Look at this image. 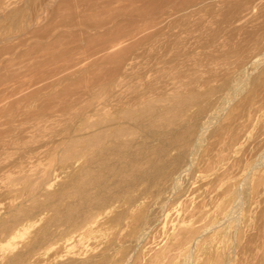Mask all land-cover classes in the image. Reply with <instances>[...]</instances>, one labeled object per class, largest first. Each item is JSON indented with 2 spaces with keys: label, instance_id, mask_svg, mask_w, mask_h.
Instances as JSON below:
<instances>
[{
  "label": "rangeland",
  "instance_id": "1",
  "mask_svg": "<svg viewBox=\"0 0 264 264\" xmlns=\"http://www.w3.org/2000/svg\"><path fill=\"white\" fill-rule=\"evenodd\" d=\"M6 1L7 6H0V264H10L18 255L22 259L19 264H182L186 245L196 246L199 261L194 264H227L225 260L229 259L231 264H264V166L254 171L246 198L242 187L243 174L254 162L249 159H255L263 150L257 143L264 134L258 138V121L240 127L237 108L222 119L224 129H231L229 134L221 139L210 134L205 137L207 142L198 156L196 152L197 159L194 155L195 168L187 173L181 191L169 202L163 200L164 196L158 199L157 189L149 191L146 184L131 194L122 191L116 183L127 181L126 174L116 177L111 187L96 189L98 181H108L114 170L126 166L128 157L138 152L137 143L153 140L151 132L155 135V131L187 121L185 100L193 99L191 94L196 88L203 94L236 77L238 52L252 48L253 39L264 45V15L254 18L252 14L238 25L225 23L222 5L207 4L206 8L196 6L189 12L173 10L174 17H167L170 20L159 28V24L151 26L157 16L153 15L157 0L150 4L142 0H44L48 3L45 9L43 0ZM158 1L178 2L176 6L191 2ZM127 5L143 7L141 15L146 14L139 17L142 22L146 19L144 31L150 30L153 38L142 43L134 39L140 45L113 61L85 66L80 71L70 69L76 73L66 72L70 68L66 66L74 68L78 60L98 51L101 42L103 46L134 44L132 40L124 44L125 39L120 37L129 26L117 29L119 33L113 30L114 19L132 17H122L111 9ZM35 15L38 18L30 22ZM111 27L113 32L106 33ZM98 31L103 36L95 39ZM224 51L230 56L233 53L234 58L226 59ZM208 96L218 98L214 92ZM236 106L237 101L232 109ZM250 131L255 134L249 135ZM119 141L126 146L118 147ZM113 142H117L115 146ZM183 183L186 188L182 189ZM86 195L93 198L84 208L79 200ZM104 195L112 200L98 204ZM139 197L142 203L130 211V203ZM165 201L168 203L164 207ZM233 209L239 213V224L224 220ZM122 214L125 217L117 221ZM74 216L79 218L72 221ZM140 216L152 218L148 233L143 231L142 222L137 223ZM250 219L255 225L249 227ZM218 222L197 243L199 234ZM246 228L259 229L251 236V229ZM142 231L147 234L144 236Z\"/></svg>",
  "mask_w": 264,
  "mask_h": 264
},
{
  "label": "bare ground",
  "instance_id": "2",
  "mask_svg": "<svg viewBox=\"0 0 264 264\" xmlns=\"http://www.w3.org/2000/svg\"><path fill=\"white\" fill-rule=\"evenodd\" d=\"M48 1V0H46ZM45 1V2H46ZM115 1V0H114ZM121 1V0H120ZM126 1V0H124ZM153 0H142L143 4L145 3H148L150 4ZM166 1V0H165ZM191 1V2H190ZM189 4L187 5L186 2H188V0L184 1L186 3V5H180V6H176L178 2H174V1H169L165 4H162V3H159V1H155L157 2L158 6L156 7V10L155 12L153 13V15H157L154 22L151 21V26L155 25L157 26L158 24V27L161 28L160 25L164 24V21L165 20H170V18L167 19V17H170L172 16L171 18H173L174 14L172 15L171 12L174 11V13H176V11H178L177 13H183V12H189V10H191L192 8L196 7V6H203L204 8L208 7L207 4H218V5H222V9H225L224 11V14L223 15V21L226 23V22H230V23H235V24H239L241 22H243L248 16L252 15L253 14V17H257L258 15L262 14L264 15V0H190ZM43 0L42 2V8H46V4ZM51 2V0H50ZM107 2V1H106ZM111 2H113L111 0ZM111 2H109L110 4H112ZM161 2V1H160ZM114 3V2H113ZM122 3V2H121ZM134 3H136L134 1ZM183 3V1H182ZM183 3V4H185ZM8 4V1L6 0H0V6H7ZM96 4V3H95ZM108 4V3H107ZM106 4V5H107ZM108 5V6H111V5ZM115 4H118L115 2ZM123 5V4H122ZM102 6V5H101ZM104 6V5H103ZM121 6V5H120ZM48 7V6H47ZM96 7H97V4H96ZM105 7V6H104ZM107 7V6H106ZM113 7V6H112ZM118 7V6H116ZM109 8V7H108ZM114 8V7H113ZM121 8V7H119ZM141 8L143 7H139V8H129L128 5L127 7H123V9H111L112 11L113 10H116L118 11L117 15H121L122 17L124 16H131L132 19H128L127 17L125 18H122L121 19H114L115 21L114 22V29H116L115 31H117V29L119 28H123V26H129V28L127 30L129 31H125L124 34H122V39H125L124 40V44L127 42H129L130 40H132V42L134 41V44L133 45H130V46H127V44L125 47L123 44V46H118V44H114V45H109L108 46L106 45H102V44H105L103 42L99 43L101 44L100 49L98 51H96L93 55H91L88 59L84 58L83 60H78L75 65H74V68L72 69L71 66L72 65H68L66 67H70L68 68L67 70L65 69V71L67 72L68 70H78L80 71V69L82 70L83 67L85 66H94V65H98L102 62V64H104V62H109V61H113L116 57L118 56H121L124 54L125 51L127 50H132L134 48H136V44L138 43H142L143 40H148L149 38H153V36H151L150 34V30L148 31H144V29L146 30V24L144 23V20L142 22L141 18L140 17H143L144 13L146 14V11L144 13H142L143 15H141V12H143L144 10H141ZM148 8V7H147ZM0 9H2L0 7ZM195 9V8H194ZM5 10V9H4ZM42 10V9H41ZM146 10V9H145ZM110 11V10H109ZM150 11V10H149ZM199 11V10H198ZM223 11V10H222ZM254 11L256 12V15L254 16ZM115 12V11H113ZM221 12V11H220ZM116 13V12H115ZM148 13V12H147ZM112 14V13H111ZM109 14V15H111ZM114 14V13H113ZM134 14H137V16H134ZM108 15V16H109ZM116 17H121V16H117ZM152 15V14H151ZM180 15V14H177V16ZM113 16V15H112ZM134 16V17H133ZM140 16V17H139ZM148 16V14L146 15ZM175 15V17H177ZM136 17H138L136 19ZM38 18L37 15H35L31 20L30 22H35V20ZM144 18V17H143ZM147 18V17H146ZM109 19V18H107ZM148 19V18H147ZM110 21V20H109ZM104 22V21H103ZM146 22V21H145ZM150 22V20H149ZM167 22V21H165ZM217 22V21H216ZM105 23V22H104ZM106 23H108V21H106ZM217 23H220V22H217ZM110 24V23H108ZM128 24V25H127ZM143 24V25H142ZM145 24V25H144ZM148 24V22H147ZM107 25V24H106ZM149 25V26H150ZM93 26V25H92ZM90 26V27H92ZM99 26V23L97 25V28ZM103 26V25H102ZM164 26V25H163ZM96 27V26H95ZM88 28V27H87ZM86 28V29H87ZM102 28V27H101ZM148 28V27H147ZM153 29H157V27H152ZM219 28V27H218ZM89 29V28H88ZM91 29V28H90ZM99 29H100V26H99ZM154 29V30H155ZM97 30V29H96ZM112 30V27L111 29H109L108 31L106 30V33L107 32H113L111 31ZM217 30V29H216ZM222 30V29H221ZM160 31V30H159ZM35 32V31H34ZM99 32V31H98ZM97 32V36L95 37V39H98L100 37H102L103 35H100V32L98 33ZM149 34H148V33ZM215 32V31H214ZM219 32V31H218ZM89 33V32H88ZM119 33V32H118ZM143 33V35H142ZM146 33V35H144ZM102 34V33H101ZM111 34V33H110ZM155 34V33H154ZM29 35V33H28ZM31 37H32V34L30 33ZM113 35V34H111ZM214 35V34H213ZM34 36V35H33ZM29 36H27L28 38ZM89 37V35L87 36ZM124 37V38H123ZM218 37V36H217ZM26 38V39H27ZM119 38V37H118ZM134 39H140V41H135ZM228 39V38H227ZM24 40V39H22ZM26 41V40H25ZM24 41V42H25ZM98 42H100L99 40H95ZM103 41V40H102ZM120 41V39H119ZM224 41V40H223ZM226 41V40H225ZM135 42H138V43H135ZM218 42V41H217ZM23 43V42H22ZM119 45H120V42H118ZM123 43V42H122ZM210 43V41H209ZM97 44V45H99ZM226 44V43H225ZM117 45V46H115ZM140 45V44H138ZM208 45V44H207ZM219 46V45H218ZM35 47V46H34ZM139 47V46H138ZM38 48V47H37ZM35 49V48H34ZM215 49H213L212 51H214ZM220 50V49H219ZM218 51V50H217ZM225 52V51H224ZM128 53V51H127ZM223 54V53H222ZM220 54V56L222 55ZM238 55H239V60L237 61V64L239 66L238 68V72H236V77H232V80H226L224 81L219 87H217L216 89H213V90H208L207 92L205 93H198L196 92L197 91V84L195 83V88L196 90L193 91V94L192 97L193 99H186L185 100V106H186V110H185V113H184V116L186 115L188 118H187V121H185V123H178L175 127L173 128H169V129H165L164 131H155V135L151 132V134L153 135V140L152 141H149V142H142L140 145L139 143L138 146H137V150L138 152L134 153L131 157H128V162L126 163V166H123V167H118L116 170H114V173L111 174L112 176L107 180H104V181H98L97 182V187L96 189H100L102 188V186H109L111 187L112 185H114L116 182V177H118L120 174H126L129 178L127 181L123 180V182H117L116 184H118V187L122 190V191H126L128 194H131L135 188L141 186V185H144L146 184L147 185V190H153L154 188L157 189V196L159 197L158 199L163 198V200H170L172 195L173 194H176L179 192V190L181 191V183L183 181V179H186L184 177H186L187 173H190V170L191 168H195L194 164H193V161L194 163H197L195 162V160L197 159V156H198V151L202 148H204V144L203 143H206L207 140L205 141V137L207 135H211L213 138L216 137V138H223L226 134H229V132L231 131V129L229 128H225L223 127V124H222V119L229 113L231 114L232 112H234V110L237 108L240 110V116L238 117V121H239V126L243 127L245 125L246 122H249V121H258L257 122V128H259V132L257 133L258 135V138L260 139L261 138V135L264 134V45L261 44L260 42L256 41L255 39H253L252 41V48H246L245 50H242V52H238ZM214 56V55H212ZM224 56L226 57V59H230V58H234V54L232 53V56H230L229 53L225 52L224 53ZM222 56V57H224ZM211 57V56H210ZM219 57V55H218ZM122 58V57H120ZM220 58V57H219ZM218 58V59H219ZM123 59V58H122ZM121 59V60H122ZM125 59V58H124ZM209 59V58H208ZM207 59V60H208ZM211 59V58H210ZM209 59V61H210ZM213 59V58H212ZM215 59V58H214ZM90 60V61H88ZM220 60V59H219ZM231 60V59H230ZM226 61V60H225ZM126 62V61H125ZM124 62V63H125ZM120 65L122 64L121 62H119ZM210 63V62H208ZM118 64V63H117ZM117 64H115L117 66ZM231 64V63H230ZM123 65V64H122ZM210 65V64H209ZM119 66V65H118ZM117 66V67H118ZM212 66V65H211ZM125 67V66H124ZM210 67V66H209ZM208 67V68H209ZM226 67V66H225ZM224 67V68H225ZM76 68V69H75ZM123 68V67H122ZM230 68V67H229ZM63 69V70H64ZM121 69V68H120ZM195 69V68H194ZM222 69V67H221ZM226 70H228L227 68H225ZM70 72H75L76 71H71ZM119 70V68H118ZM123 70V69H122ZM196 70V69H195ZM208 70V69H207ZM209 70H211L209 68ZM79 71H77V73H79ZM117 71V69L115 70ZM222 71H224L222 69ZM217 72V71H216ZM219 72V71H218ZM74 73V74H75ZM209 73V72H208ZM220 73H222L220 71ZM219 73V74H220ZM226 73V72H224ZM230 73V72H229ZM214 74V73H212ZM228 74V73H227ZM223 75V74H222ZM220 74V76H222ZM115 76V74H114ZM217 76V74L215 75V77ZM212 79V75L210 76ZM214 77V78H215ZM219 77V76H218ZM99 78V77H98ZM106 77H103V81H105ZM196 78V77H195ZM194 80H198V78H196ZM234 78V79H233ZM193 79V78H192ZM209 79V78H208ZM209 79V80H210ZM107 80V78H106ZM112 80V79H111ZM194 80H192V82H194ZM196 80V82H198ZM200 80V79H199ZM108 81V80H107ZM110 81V80H109ZM106 82V81H105ZM201 82V81H200ZM207 82V81H206ZM199 83V82H198ZM106 85H109V82H106L105 83ZM111 84V83H110ZM113 84V83H112ZM194 84V83H193ZM202 82H201V86H202ZM206 83L203 85L205 86ZM193 86V85H192ZM200 86V87H201ZM31 87V86H30ZM116 87V86H115ZM208 87V86H207ZM189 88V87H188ZM190 89V88H189ZM193 89V88H192ZM191 89V90H192ZM199 89V88H198ZM205 89V88H204ZM35 91H37L36 89H34ZM187 92L190 93V90ZM195 92H196V95H195ZM216 93L218 94V98L215 100V99H211L210 96H208V94L210 93ZM32 95V94H31ZM34 95V94H33ZM114 96V94H113ZM110 98V97H109ZM236 101L238 102V106L234 107V109H232V107L234 106V104L236 103ZM108 102V101H107ZM101 106V105H100ZM103 106H106V105H103ZM6 111V109H5ZM179 122V121H178ZM225 125V124H224ZM258 125H260L258 127ZM254 126V127H255ZM253 127V128H254ZM250 128V127H249ZM256 128V129H257ZM246 130V129H245ZM249 130V129H248ZM234 131V129H233ZM247 131V130H246ZM254 131V130H253ZM253 131H250V134L251 136H253L251 134V132L253 133ZM235 132V131H234ZM257 132V130H256ZM248 136V134H247ZM231 137V136H230ZM250 139V136H248ZM208 138V137H207ZM212 138V139H213ZM247 138V137H246ZM211 139V140H212ZM227 139V138H226ZM263 140H260L257 144L261 147H263V150L260 152V153H257V155L255 156V159H249L251 160L250 162H253L251 163V165L249 164L250 169L249 167L247 169H249L248 173L246 174H243V177H242V187L244 189V192L246 196L248 195V193H250V186H251V183H252V180L254 179V171L257 170L258 168L264 166V138H262ZM210 140V139H209ZM251 140V139H250ZM229 141V140H228ZM227 141V143H228ZM245 141V139H244ZM215 142V141H214ZM250 142V141H249ZM114 143V146H115V143L117 142H113ZM226 143V142H225ZM251 143V142H250ZM118 147H125L126 144L123 142V141H119L118 143ZM253 144V142L251 143V145ZM256 144V142H255ZM227 146V144H225ZM224 145V148H226ZM207 145H205L206 147ZM255 147V145H253ZM214 147V145H213ZM258 147V146H257ZM256 147V148H257ZM208 148V147H207ZM206 148V149H207ZM222 148V146H221ZM253 148V147H252ZM212 149L211 148V153H212ZM204 150V149H203ZM215 150V149H214ZM259 150H261L259 148ZM255 151V150H254ZM257 151V149H256ZM113 152V151H112ZM197 152V156L195 155ZM201 152V151H200ZM203 152V151H202ZM210 152V150H209ZM220 152V151H219ZM258 152V151H257ZM143 154V156L141 154ZM215 153V152H214ZM213 153V154H214ZM196 156V159L194 158ZM212 155V154H211ZM250 156V155H249ZM210 157V156H209ZM208 157V158H209ZM252 157V156H251ZM195 159V160H193ZM203 159H201L202 161ZM207 160V159H206ZM197 161V160H196ZM204 162V161H203ZM249 162V163H250ZM194 165V166H193ZM202 167V166H201ZM263 168V167H262ZM246 169V170H247ZM196 170V169H195ZM195 170H192V171H195ZM202 170V168H201ZM259 170V169H258ZM191 171V173H192ZM198 171V170H197ZM245 171V170H244ZM261 171V169H260ZM259 171V172H260ZM256 172V171H255ZM195 173V172H194ZM192 173V177L193 174ZM245 173V172H244ZM258 173V172H257ZM221 174V173H219ZM218 174V175H219ZM228 174V173H227ZM189 175V174H188ZM224 175V174H223ZM256 175V174H255ZM220 176V175H219ZM218 176V177H219ZM203 177V176H201ZM195 178V177H194ZM227 178V177H226ZM224 178V179H226ZM127 179V178H126ZM189 181L190 179L187 178ZM215 179V178H213ZM187 180V181H188ZM192 180V179H191ZM205 180V179H204ZM203 180V181H204ZM197 181V180H196ZM200 181V180H199ZM217 181V179L215 180ZM185 182V181H184ZM192 182V181H191ZM190 182V183H191ZM198 182V181H197ZM196 182V183H197ZM222 182V181H221ZM220 182V183H221ZM194 183V182H193ZM224 184V182H223ZM184 185V183H183ZM205 185V184H203ZM214 185V184H213ZM186 185H184V187L182 186V189L183 188H186L185 187ZM206 186V185H205ZM191 187V186H190ZM202 188H204V186H201ZM214 187V186H213ZM263 187V186H262ZM91 187H89V190H90ZM189 188V186H188ZM212 188V187H211ZM85 189V188H84ZM94 189V188H93ZM140 189V187H139ZM192 189V188H191ZM120 190V191H121ZM189 190V189H187ZM261 190V189H259ZM101 191V190H100ZM140 191V190H139ZM207 191V190H206ZM205 191V192H206ZM85 192V191H84ZM103 192V191H102ZM106 192V191H105ZM118 192V191H117ZM145 192V191H144ZM113 193V192H112ZM208 193V191H207ZM212 193V192H211ZM259 193V191H258ZM101 194V193H100ZM138 194V193H137ZM145 194V193H144ZM206 194V193H205ZM204 194V196H205ZM244 194V193H243ZM264 194V193H262ZM85 195V194H84ZM221 193L218 195L220 196ZM155 196V195H154ZM162 196V197H160ZM211 197V195H209ZM250 196V195H249ZM260 196V195H259ZM258 196V197H259ZM113 197V196H112ZM134 197V196H133ZM243 197V196H242ZM248 197V196H247ZM261 197V196H260ZM92 198L91 196H88L86 195L85 197H82L81 200V206H83L84 208L85 207H88L89 203H92ZM122 200L124 197H121ZM208 198V196H207ZM244 198V199H245ZM142 199V197L140 198H136V199H133L132 203H130V207H129V210L132 211L131 209H133L135 207V205L138 207L140 203V200ZM157 199V198H156ZM157 199V200H158ZM210 199V198H208ZM257 199V198H256ZM259 199V198H258ZM112 198L111 196L107 195V196H103V197H99V201L98 204H104L106 205L107 202L111 201ZM154 200V199H153ZM155 200L158 204V201ZM161 200V199H160ZM248 200V199H247ZM117 201V200H116ZM115 201V202H116ZM124 201V200H123ZM142 201V200H141ZM213 201V200H212ZM250 201V200H249ZM256 201V200H255ZM97 202V201H96ZM114 202V201H113ZM122 202V201H121ZM154 202V201H153ZM156 202H154L156 204ZM160 202V201H159ZM164 202V201H163ZM169 202V201H168ZM167 202V203H168ZM120 203V201H119ZM119 203L116 205L118 206ZM139 203V204H138ZM153 203V204H154ZM166 203V201H165ZM164 203V204H165ZM167 203L164 205V207L167 205ZM115 204V203H114ZM138 204V205H137ZM152 204V205H153ZM154 204V206H155ZM157 204H156V207L157 208ZM161 204V203H160ZM211 205V201L209 203ZM74 205V204H73ZM152 205L150 207H152ZM163 205V203H162ZM162 205H160L162 207ZM101 206V205H100ZM121 206V205H119ZM153 206V208H154ZM92 207V206H91ZM106 207H109V206H106ZM126 207V206H124ZM123 207V208H124ZM135 207V208H137ZM163 207V208H164ZM76 208V207H75ZM82 208V209H84ZM113 208V206H112ZM110 207V209H106V212L107 210H111L112 209ZM115 208V207H114ZM72 209V208H71ZM81 209V210H82ZM118 209V208H116ZM115 209V210H116ZM150 209V208H149ZM149 209H147L149 211ZM152 209V208H151ZM158 209V208H157ZM262 209V208H261ZM114 210V211H115ZM135 210V209H134ZM155 210V209H154ZM162 210V208L160 209ZM147 211V213H148ZM151 211V210H150ZM153 211V210H152ZM151 211V212H152ZM156 211V210H155ZM163 211V210H162ZM260 211V210H259ZM14 212V211H13ZM75 212V210H74ZM154 212V211H153ZM159 212V211H158ZM161 212V211H160ZM62 213V212H61ZM60 213V214H61ZM73 213V212H72ZM71 213V214H72ZM78 213V211H77ZM85 213V212H84ZM123 213V212H122ZM131 213V212H130ZM76 214V213H75ZM81 214V213H80ZM98 214V213H97ZM105 214V213H104ZM107 214V213H106ZM105 214V215H106ZM150 214V212L148 213ZM152 214V213H151ZM262 214V212H261ZM73 215V214H72ZM102 215V214H101ZM104 215V216H105ZM153 215V214H152ZM157 215V214H156ZM257 215V214H256ZM63 216V215H62ZM69 216V215H68ZM84 216V214H83ZM151 216V215H150ZM149 216V218H150ZM162 216V215H160ZM61 217V216H60ZM66 217V216H65ZM101 217V216H99ZM125 217L124 214L120 215L117 217V221H122V219ZM152 217H155V216H152ZM257 217V216H256ZM260 217V216H259ZM59 218V217H58ZM77 218L79 217H76L74 216V219L73 220H76ZM149 218H145V216H140L138 217L137 219V223H140L142 222L145 230L143 228V231L147 232L146 231V228L148 230H150V227L152 225V222L149 223ZM157 218V216L155 217ZM226 221L228 220H231V221H237V223L239 224L241 222V218L239 216V213L238 211L236 210H231L227 216L225 217ZM253 218V217H251ZM255 218V217H254ZM61 219V218H60ZM66 219V218H65ZM64 219V220H65ZM83 219V218H82ZM152 219V218H150ZM160 219V218H159ZM158 219V220H159ZM260 219V218H259ZM258 219V220H259ZM253 220V219H252ZM252 220L250 219L249 221L250 222V225H249V222L247 224V227L249 225V227L252 225L251 223ZM256 220V219H255ZM58 221V220H57ZM81 221V219H80ZM156 221V220H155ZM5 222V221H4ZM64 222V221H63ZM66 222V221H65ZM13 223V222H11ZM73 223V222H72ZM262 223V222H261ZM65 224V223H64ZM69 224V223H68ZM219 224L216 223L214 225H211L212 227L208 230H206L205 228V232H201L199 234V237L197 238V243H199L200 240H202L201 238H204V236L206 234H209V231L211 230H214L216 228V226ZM254 224V223H253ZM258 224V223H257ZM61 225V224H59ZM154 225V224H153ZM158 224H156L157 226ZM241 225V224H240ZM255 225V224H254ZM253 225V226H254ZM261 225V224H260ZM5 226V224L3 223L2 224V227ZM52 226V225H51ZM210 226V225H209ZM261 227V226H259ZM89 228V227H88ZM154 228H155V225H154ZM154 228H151L154 229ZM244 228L242 227V230ZM251 229V228H250ZM249 229V230H250ZM259 229V228H258ZM257 229V231H258ZM261 229V228H260ZM50 230V229H49ZM204 230V229H203ZM246 230H248L246 228ZM248 230V231H249ZM257 233V231L253 228L251 229L250 231L251 232V236H253L255 233L254 231ZM142 231V234H147V233H144ZM152 232V231H151ZM150 232V233H151ZM212 232V231H211ZM210 232V233H211ZM243 232V231H242ZM41 233V232H40ZM46 233V232H44ZM49 233V232H48ZM249 233V232H248ZM254 233V234H253ZM43 234V233H42ZM46 236V235H45ZM243 236V234H242ZM247 236V235H246ZM38 237V236H37ZM36 237V238H37ZM141 237V236H140ZM143 237V236H142ZM147 237V236H146ZM236 237V235H235ZM234 238V237H233ZM242 239V237H241ZM240 239V240H241ZM254 239V238H253ZM37 240H40V239H37ZM233 240H236V238H234ZM143 241V240H142ZM254 241V240H253ZM256 241V240H255ZM134 242V241H133ZM234 242V241H233ZM232 242V243H233ZM261 242V241H260ZM35 243V242H34ZM38 244V243H37ZM137 244H139L138 242L136 243V246ZM142 244V243H141ZM195 244V243H194ZM35 245V244H34ZM113 245V244H112ZM130 245V244H127V246ZM197 245V244H196ZM232 245H235V243H233ZM237 245V244H236ZM236 245H235V248H236ZM126 246V245H124ZM135 246V247H136ZM191 245H186L184 247V251H185V254L183 253L184 257L182 258V264H194L197 263L199 260H196V257L195 256V248L196 246H192L190 247ZM141 247V246H140ZM233 247V246H232ZM230 247V249L232 248ZM239 249L241 248L240 246H238ZM243 247V246H242ZM259 247V246H258ZM35 248V247H34ZM124 248V247H123ZM134 248V247H133ZM234 248V250H235ZM261 248V247H260ZM246 249V247H245ZM113 250V248H112ZM241 250V249H240ZM260 250V249H259ZM111 251V250H109ZM116 251H117V247H116ZM115 251V252H116ZM233 252L231 250H228V252ZM114 252V250H113ZM237 252V251H236ZM253 252V251H252ZM258 252V251H257ZM261 252V251H260ZM259 252V253H260ZM242 253V252H241ZM230 254V253H228ZM22 255V254H21ZM106 255V254H105ZM246 255V254H245ZM251 255V254H249ZM259 255V254H258ZM262 255V254H261ZM228 256V255H227ZM243 256V254H242ZM102 257V256H100ZM110 257V256H109ZM229 257V256H228ZM227 257V258H228ZM235 258V256H233ZM250 257V256H249ZM249 257L247 258V260L249 259ZM15 258V257H14ZM98 258V257H97ZM226 258V257H225ZM224 258V259H225ZM226 258V259H227ZM230 258V257H229ZM233 258V259H234ZM260 258V257H259ZM102 259V258H100ZM21 256H17L15 259L9 261L10 264H19L20 261H21ZM97 260V259H96ZM99 260V259H98ZM109 260V259H108ZM231 260V259H229ZM229 260H225L226 263L228 264L229 263ZM246 260V262H247ZM257 260V259H256ZM255 260V262H256ZM91 261V260H90ZM224 261V260H223ZM93 262V261H92ZM232 262V260L230 261ZM237 261L235 260V263ZM254 262V263H255ZM225 263V262H224ZM223 263V264H224ZM243 263V262H242ZM259 263V261H257V264ZM103 264V263H102ZM231 264V263H229ZM233 264V263H232ZM252 264V263H251Z\"/></svg>",
  "mask_w": 264,
  "mask_h": 264
}]
</instances>
